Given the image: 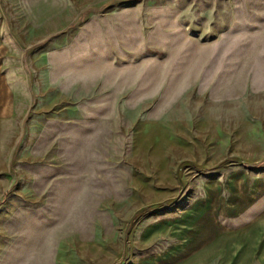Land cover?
I'll return each instance as SVG.
<instances>
[{
  "label": "rangeland",
  "instance_id": "374dc122",
  "mask_svg": "<svg viewBox=\"0 0 264 264\" xmlns=\"http://www.w3.org/2000/svg\"><path fill=\"white\" fill-rule=\"evenodd\" d=\"M0 264H264V0H0Z\"/></svg>",
  "mask_w": 264,
  "mask_h": 264
},
{
  "label": "crops",
  "instance_id": "0c3cea01",
  "mask_svg": "<svg viewBox=\"0 0 264 264\" xmlns=\"http://www.w3.org/2000/svg\"><path fill=\"white\" fill-rule=\"evenodd\" d=\"M3 81L0 83V111L7 109V97L3 91Z\"/></svg>",
  "mask_w": 264,
  "mask_h": 264
}]
</instances>
